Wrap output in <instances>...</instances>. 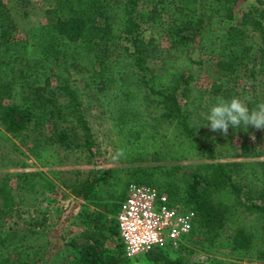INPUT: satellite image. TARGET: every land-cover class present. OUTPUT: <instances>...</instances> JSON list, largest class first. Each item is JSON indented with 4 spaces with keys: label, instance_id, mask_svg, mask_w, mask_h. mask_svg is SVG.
Segmentation results:
<instances>
[{
    "label": "trees",
    "instance_id": "16d2710c",
    "mask_svg": "<svg viewBox=\"0 0 264 264\" xmlns=\"http://www.w3.org/2000/svg\"><path fill=\"white\" fill-rule=\"evenodd\" d=\"M246 1L51 0L43 23L18 35L0 0V140L5 135L30 139L27 152L39 171L20 173L18 188L25 195H50L58 187L81 202L93 196L90 204L100 213L86 214L78 223V241L68 243L77 264L121 260L112 217L129 184L164 193L170 205L192 212L195 226L187 244L204 255L264 264V152L248 140L250 127L241 126L234 129L238 153L230 161H216L192 120L201 97L190 92V76L154 71L147 61L158 58L156 45L139 36L142 26L158 29L186 65L193 50L215 59L218 81L207 91L211 109L217 97H238V82L252 89L256 79H264V0H253L256 5L237 24H222L231 22L235 6ZM73 74L81 76L88 99L105 115L114 157L123 150L117 168H101L71 86ZM244 102L249 108L259 103L253 95ZM78 130L82 144L76 143ZM57 150L83 152L86 175L74 173L71 182L63 178L53 169L62 163ZM197 153L204 154V162L181 171V162ZM46 212L34 210L22 221L27 234H38ZM16 217L8 180L0 179V264H38L45 245H3L2 230ZM181 249L192 253L189 246ZM163 254L152 250L144 256L153 264H182Z\"/></svg>",
    "mask_w": 264,
    "mask_h": 264
},
{
    "label": "rangeland",
    "instance_id": "374dc122",
    "mask_svg": "<svg viewBox=\"0 0 264 264\" xmlns=\"http://www.w3.org/2000/svg\"><path fill=\"white\" fill-rule=\"evenodd\" d=\"M9 10L11 18L16 25L18 35H22L25 30L33 25L41 24L44 21V11L51 5V0H2ZM253 0L237 4L234 8L233 19L231 22L224 21V27L237 24L240 21L241 14L250 7L255 6ZM139 36L146 40L152 38L158 51V58L148 60L147 64L154 71L163 73L166 70H181L189 75L190 92L193 95L201 97V104L196 115L192 120L196 123L200 135L204 138V144L211 155L218 162H227L238 153V138L235 136V130L230 128L227 136L219 132H212L207 125L206 117L210 112L208 106L209 95L207 91L210 85L217 83L215 75V59L202 55L199 51L193 50L188 54L190 64H185L180 53H173L169 50L165 38L158 29L142 26ZM71 86L77 91V96L81 101V108L85 112V120L90 131V140L101 159L103 160L102 169L117 168L118 164L112 153L111 138L109 135V126L105 121V115L88 99L89 91L83 89L81 76L73 74L70 77ZM238 92V98L242 101L249 95H253L259 103H264V79L258 78L254 81L252 89H248V84L242 81L235 85ZM61 100H63L61 98ZM249 141L255 147L256 151L264 152V130L249 128ZM254 134L255 141L250 139ZM5 141L0 140V179H7L14 195L17 217L14 221L6 224L2 230V237H6L3 245L11 242H23L26 244L37 243L45 245L43 249V260L38 264H77L73 257V251L68 245L69 241H78L77 234L81 231V220L86 214L93 215L99 211L95 210L90 202L93 196L89 194L84 202L68 194L67 190L56 188L54 194L42 196L25 195L20 191L18 178L21 172H33L39 169L29 156L27 149L30 146V139L19 142V137L14 138L5 135ZM76 143L82 144L80 130L77 131ZM68 153L57 150L56 155L62 160V163L56 168L61 171V176L67 178L70 182L77 173L78 178L86 175L89 167L83 163V152ZM80 157V158H78ZM204 154H193L181 162V171H191L193 167L204 162ZM42 171V170H40ZM43 172V171H42ZM46 209L45 224L38 234H27L29 228L23 225L22 221L32 215V211ZM113 218V217H112ZM25 235V236H24ZM23 236V237H22ZM193 239V238H192ZM192 249V253L187 255L184 249L176 252H164L163 256L170 260L181 259L182 264H257L254 261H231L226 259H216L212 256L204 255L199 247L187 244ZM198 247V248H197ZM116 264H153L140 256L135 260H128L122 256ZM158 264V263H156Z\"/></svg>",
    "mask_w": 264,
    "mask_h": 264
},
{
    "label": "built area",
    "instance_id": "2783aa9c",
    "mask_svg": "<svg viewBox=\"0 0 264 264\" xmlns=\"http://www.w3.org/2000/svg\"><path fill=\"white\" fill-rule=\"evenodd\" d=\"M123 255L132 260L152 250L176 252L187 247L195 216L170 205L164 193L129 184L113 216Z\"/></svg>",
    "mask_w": 264,
    "mask_h": 264
},
{
    "label": "clouds",
    "instance_id": "9594fccd",
    "mask_svg": "<svg viewBox=\"0 0 264 264\" xmlns=\"http://www.w3.org/2000/svg\"><path fill=\"white\" fill-rule=\"evenodd\" d=\"M207 125L212 132H219L227 136L229 129H236L243 126V130L247 131L249 127L256 130H264V103H258L254 107L249 108L247 103L238 97L224 99L217 97V102L211 107L206 117ZM250 139L255 141L254 134ZM123 150L116 153L114 159L123 156Z\"/></svg>",
    "mask_w": 264,
    "mask_h": 264
}]
</instances>
